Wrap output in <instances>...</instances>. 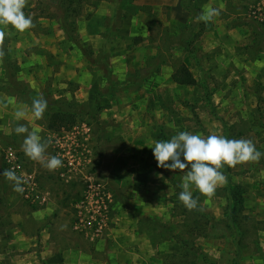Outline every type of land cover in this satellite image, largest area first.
I'll return each instance as SVG.
<instances>
[{
  "label": "rangeland",
  "instance_id": "1",
  "mask_svg": "<svg viewBox=\"0 0 264 264\" xmlns=\"http://www.w3.org/2000/svg\"><path fill=\"white\" fill-rule=\"evenodd\" d=\"M70 2L27 0L34 27L4 29L0 173L13 170L12 149L27 182L18 193L0 175V264H264V156L222 168L211 199L191 189L188 211L185 173L158 168L152 148L186 131L264 153V0ZM206 5L220 10L207 24ZM181 65L197 86L174 82ZM38 96L48 107L34 120ZM56 114L74 124L50 130ZM18 125L51 141L45 154L62 167L30 160ZM232 192L243 198L238 229Z\"/></svg>",
  "mask_w": 264,
  "mask_h": 264
},
{
  "label": "clouds",
  "instance_id": "2",
  "mask_svg": "<svg viewBox=\"0 0 264 264\" xmlns=\"http://www.w3.org/2000/svg\"><path fill=\"white\" fill-rule=\"evenodd\" d=\"M26 5L27 0H0V45L5 36L4 29L8 26L19 33L34 27L32 17L26 16L23 11ZM219 14L218 8L206 5L197 19L207 24ZM4 55L3 48L0 46V58ZM3 106L6 108L7 104ZM47 107V101L42 96L34 98L31 105V118L42 119ZM14 115L16 120L28 118V113L24 110H17ZM15 132L27 133L22 150L30 160L38 162L49 172L62 167V159L59 155L46 156V149L51 141H42L38 129L29 131L28 127L18 125ZM152 148L158 168L185 173L180 185L183 190L179 193L178 199L188 211L198 209V198L193 197L191 189L211 199L217 188L227 182L226 176L221 171L222 168L225 166L234 168L240 164L259 162L264 156V153L257 151L254 143L248 139H227L215 134L204 138L186 131L179 132L170 140L156 141ZM0 175L13 182L15 192L25 191L21 185L27 181L17 176L15 171L4 170Z\"/></svg>",
  "mask_w": 264,
  "mask_h": 264
},
{
  "label": "trees",
  "instance_id": "3",
  "mask_svg": "<svg viewBox=\"0 0 264 264\" xmlns=\"http://www.w3.org/2000/svg\"><path fill=\"white\" fill-rule=\"evenodd\" d=\"M70 3H75L76 0H70ZM73 1V2H72ZM172 78L175 83L181 85V86H197L198 81L195 77V75L192 73L190 68L186 65H181L172 75ZM53 118L50 119L49 121V129L50 130H55L57 129V125H72L74 124L73 120L71 119L70 122V116L68 115H61V114H56ZM59 120L57 123L56 120ZM230 198V212H229V218H228V223L230 226H233L235 229H238L237 225V220L239 219L242 209H243V198L240 194L236 192H232V194L229 196Z\"/></svg>",
  "mask_w": 264,
  "mask_h": 264
},
{
  "label": "built area",
  "instance_id": "4",
  "mask_svg": "<svg viewBox=\"0 0 264 264\" xmlns=\"http://www.w3.org/2000/svg\"><path fill=\"white\" fill-rule=\"evenodd\" d=\"M17 157L15 152H13L12 149H9L8 153H7V160L10 164H12V169L13 170H17L19 168V166L17 165ZM101 198V197H100ZM106 206V205H105ZM99 210H101V207L98 205L97 206ZM98 212V211H97Z\"/></svg>",
  "mask_w": 264,
  "mask_h": 264
}]
</instances>
